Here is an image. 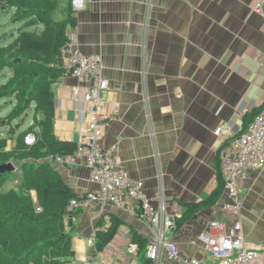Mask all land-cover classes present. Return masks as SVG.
Instances as JSON below:
<instances>
[{
	"label": "crops",
	"instance_id": "0c3cea01",
	"mask_svg": "<svg viewBox=\"0 0 264 264\" xmlns=\"http://www.w3.org/2000/svg\"><path fill=\"white\" fill-rule=\"evenodd\" d=\"M255 2L94 0L84 10H73L74 45L102 61L110 84L100 145L117 147L128 178L143 183L153 204L163 194L168 213L176 219L187 211L182 202H202L218 185V155L229 148L230 140L217 138L215 130L225 127L237 137L245 116L264 107V18L254 12ZM83 84L68 74L54 85L55 134L60 141L78 145L83 139L88 107L73 96V89ZM33 123L32 118L29 127ZM8 131L3 138H10ZM14 146L9 139L7 150ZM30 162L50 163L76 196L99 190L84 167L62 166L47 158ZM238 185L239 217L223 211L231 202L224 191L216 205L198 210L179 231H172L182 257L209 258L199 236L216 220L231 226L238 219L248 247L264 252V168L246 171ZM78 209L80 214L68 216V221L73 219L69 232L76 253L72 262L139 264L128 246L131 230L150 240L143 219L111 205ZM111 214L124 225L103 253L91 256L89 241L96 225L105 216L109 224ZM160 264L178 263L163 252Z\"/></svg>",
	"mask_w": 264,
	"mask_h": 264
},
{
	"label": "trees",
	"instance_id": "16d2710c",
	"mask_svg": "<svg viewBox=\"0 0 264 264\" xmlns=\"http://www.w3.org/2000/svg\"><path fill=\"white\" fill-rule=\"evenodd\" d=\"M66 2L63 7L60 0H0V11L14 9L12 21L23 23L14 41L0 46V80L7 78L0 83V100L11 99L13 105L12 111L0 118V125H9L10 135L0 139V166L12 162L17 167L0 174V264H71L76 255L66 213L77 196L50 163L30 162L72 155L77 149L76 143L60 141L55 134L53 88L68 75L59 61L70 43L71 29L77 25L71 0ZM34 26H42L41 31L28 30ZM263 108L245 116L242 134ZM31 111L33 125L19 132ZM35 128L40 129L36 143L28 146L24 139ZM9 139L15 142L12 151L7 150ZM217 177L218 185L206 200L181 203L187 211L175 218V231L198 210L216 205L223 195L225 180L219 155ZM15 179L18 184L5 190ZM81 212L75 209L73 217ZM105 217L96 225L91 256L103 253L124 225L116 215L109 216V224ZM130 234L131 242L138 246L139 264H154L147 256L149 240L135 230Z\"/></svg>",
	"mask_w": 264,
	"mask_h": 264
},
{
	"label": "built area",
	"instance_id": "2783aa9c",
	"mask_svg": "<svg viewBox=\"0 0 264 264\" xmlns=\"http://www.w3.org/2000/svg\"><path fill=\"white\" fill-rule=\"evenodd\" d=\"M71 1L73 10L80 11L86 8V3L94 0ZM263 6V0H256L254 12L264 18ZM62 60L65 61L68 74L84 83L73 89V96L75 99L81 98L88 107L86 130L74 154L50 156L47 159L62 166L86 168L91 182L99 187L96 192H86L71 200L68 212H74L80 207L111 205L140 217L151 230L147 256L154 264H160L163 252H166L169 260L178 264H264V252L248 247L242 223L238 219L231 226L225 221H213L200 234L199 240L209 257L207 260L181 256L178 246L171 238L172 231L176 228L175 217L168 213L163 194L158 195L153 204L144 193L143 183L130 180L120 167L119 149H104L100 145L108 121L102 107L104 96L110 90L102 61L84 55L74 45L72 35L68 47L63 51ZM38 132L40 129L35 128L27 134L25 144L33 146ZM214 134L221 140H230L229 148L220 152L224 191L231 198V202L223 206V211L237 218L242 205L238 185L240 178L248 170L264 168V108L240 136H234L225 127L217 128ZM89 244L94 246V237ZM137 251L138 246L130 243L128 254L137 257ZM71 264H107V261L84 260Z\"/></svg>",
	"mask_w": 264,
	"mask_h": 264
},
{
	"label": "rangeland",
	"instance_id": "374dc122",
	"mask_svg": "<svg viewBox=\"0 0 264 264\" xmlns=\"http://www.w3.org/2000/svg\"><path fill=\"white\" fill-rule=\"evenodd\" d=\"M64 3H66L65 0H60V5L62 6ZM15 10L11 9L7 13H3L0 11V46H6L10 43H12L18 36L19 29L22 27L23 23L22 22H13L11 17L14 14ZM60 16H58L59 18ZM42 26H34L29 28V31H41ZM9 77V75H8ZM6 79H1L0 83H4ZM11 99H2L0 100V118H4L6 115L10 113L12 110V106L8 105L7 102H10ZM33 118V111L29 113V117L27 118L25 124L22 126L21 130H26L29 125L32 122ZM3 122V121H2ZM9 129V125H0V138L7 137L8 133L7 130ZM10 163V162H9ZM18 184V180L15 179L14 181L6 184L4 187L5 190L11 188L13 185ZM35 196V193H33ZM72 227V226H71ZM136 264V263H135Z\"/></svg>",
	"mask_w": 264,
	"mask_h": 264
},
{
	"label": "water",
	"instance_id": "95a60500",
	"mask_svg": "<svg viewBox=\"0 0 264 264\" xmlns=\"http://www.w3.org/2000/svg\"><path fill=\"white\" fill-rule=\"evenodd\" d=\"M59 65L62 67L63 66V60L61 59L59 61ZM17 169L15 168L14 164L12 162L2 165L0 166V174L4 173V172H11V171H16ZM69 217L73 216V212H67L66 213ZM68 225L72 226L73 225V219L70 218L68 221Z\"/></svg>",
	"mask_w": 264,
	"mask_h": 264
}]
</instances>
